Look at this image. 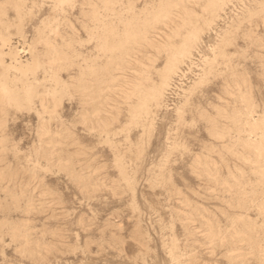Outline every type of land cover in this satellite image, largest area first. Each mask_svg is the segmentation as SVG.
<instances>
[{
  "label": "rangeland",
  "instance_id": "374dc122",
  "mask_svg": "<svg viewBox=\"0 0 264 264\" xmlns=\"http://www.w3.org/2000/svg\"><path fill=\"white\" fill-rule=\"evenodd\" d=\"M0 264H264V0H0Z\"/></svg>",
  "mask_w": 264,
  "mask_h": 264
}]
</instances>
